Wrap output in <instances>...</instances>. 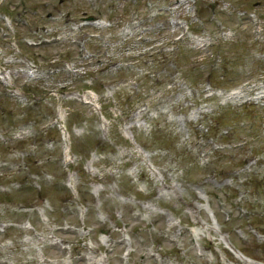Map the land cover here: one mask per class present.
<instances>
[{"label":"rangeland","instance_id":"obj_1","mask_svg":"<svg viewBox=\"0 0 264 264\" xmlns=\"http://www.w3.org/2000/svg\"><path fill=\"white\" fill-rule=\"evenodd\" d=\"M0 264H264V0H0Z\"/></svg>","mask_w":264,"mask_h":264},{"label":"water","instance_id":"obj_2","mask_svg":"<svg viewBox=\"0 0 264 264\" xmlns=\"http://www.w3.org/2000/svg\"><path fill=\"white\" fill-rule=\"evenodd\" d=\"M211 7H213V4H211ZM92 18H93L92 16L85 17V19H87V20H91Z\"/></svg>","mask_w":264,"mask_h":264},{"label":"bare ground","instance_id":"obj_3","mask_svg":"<svg viewBox=\"0 0 264 264\" xmlns=\"http://www.w3.org/2000/svg\"><path fill=\"white\" fill-rule=\"evenodd\" d=\"M60 117H61V114H60ZM169 187L171 188V185ZM80 259H82V257H80Z\"/></svg>","mask_w":264,"mask_h":264},{"label":"trees","instance_id":"obj_4","mask_svg":"<svg viewBox=\"0 0 264 264\" xmlns=\"http://www.w3.org/2000/svg\"><path fill=\"white\" fill-rule=\"evenodd\" d=\"M216 78H218V77H216Z\"/></svg>","mask_w":264,"mask_h":264}]
</instances>
